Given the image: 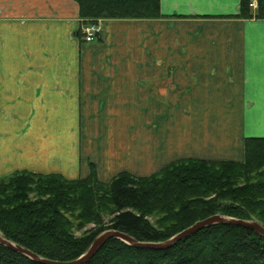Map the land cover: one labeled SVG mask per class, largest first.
Listing matches in <instances>:
<instances>
[{
	"label": "crops",
	"instance_id": "obj_1",
	"mask_svg": "<svg viewBox=\"0 0 264 264\" xmlns=\"http://www.w3.org/2000/svg\"><path fill=\"white\" fill-rule=\"evenodd\" d=\"M240 1L161 0L87 42L76 0H0V176L243 160L264 132V17Z\"/></svg>",
	"mask_w": 264,
	"mask_h": 264
},
{
	"label": "trees",
	"instance_id": "obj_2",
	"mask_svg": "<svg viewBox=\"0 0 264 264\" xmlns=\"http://www.w3.org/2000/svg\"><path fill=\"white\" fill-rule=\"evenodd\" d=\"M76 1L84 23L162 16L161 0ZM251 1H240L238 16L264 17V0H257L255 11ZM214 214L264 225V137L245 138L241 161L179 158L149 175L121 171L109 181L100 180L94 167L78 179L27 170L0 176V232L52 260L76 259L107 229L158 242ZM0 264L42 263L0 244ZM83 264H264V237L242 226L214 224L165 249L112 238Z\"/></svg>",
	"mask_w": 264,
	"mask_h": 264
},
{
	"label": "water",
	"instance_id": "obj_3",
	"mask_svg": "<svg viewBox=\"0 0 264 264\" xmlns=\"http://www.w3.org/2000/svg\"><path fill=\"white\" fill-rule=\"evenodd\" d=\"M214 224H233L237 226H242L257 232L264 237V225L257 220L240 219L223 214H214L205 219L196 221L194 224L174 234L167 240L158 241V242L140 241L135 237H133L132 235L123 232L121 230L107 229L102 231L95 237L93 242L90 244L88 249L83 254H81L79 257L71 261L52 260L43 257L38 253H35L34 251L30 250L29 248L6 238L1 232H0V244L14 251H17L27 256L28 258L42 264H83L85 262H88L106 244V242L112 238L120 239L126 242L127 244L137 248L165 249L171 247L177 241L184 239Z\"/></svg>",
	"mask_w": 264,
	"mask_h": 264
},
{
	"label": "built area",
	"instance_id": "obj_4",
	"mask_svg": "<svg viewBox=\"0 0 264 264\" xmlns=\"http://www.w3.org/2000/svg\"><path fill=\"white\" fill-rule=\"evenodd\" d=\"M252 8H257L258 3L256 0L250 2ZM101 19L90 21L83 29L84 39L87 42L94 41L101 32Z\"/></svg>",
	"mask_w": 264,
	"mask_h": 264
},
{
	"label": "rangeland",
	"instance_id": "obj_5",
	"mask_svg": "<svg viewBox=\"0 0 264 264\" xmlns=\"http://www.w3.org/2000/svg\"><path fill=\"white\" fill-rule=\"evenodd\" d=\"M101 28H102V25H101ZM170 113H171V112H170ZM155 125L157 126V125H158V122H155ZM253 126H254V125H253ZM254 127H255V126H254ZM252 129H253V130H260L259 127H257V128H252ZM262 129H264V128H262ZM262 132H263V131H262ZM263 133H264V132H263ZM263 133H260V134H253V133H251V134L247 135V137H249V136L264 137V134H263ZM90 164H91V170H92V167H94L95 170H96L97 176L99 177V175H98V170H97L96 165H95L93 162H91ZM90 172H91V171H90ZM155 218H156V217H152V216H151L150 219H151L152 221H154ZM108 220H109V216H106V219H105L106 224L108 223ZM93 225H94L93 223H90V224L84 226V228H83L82 230H75V232H76L77 235H81V234H83V232H84L86 229H89L90 227H93Z\"/></svg>",
	"mask_w": 264,
	"mask_h": 264
}]
</instances>
